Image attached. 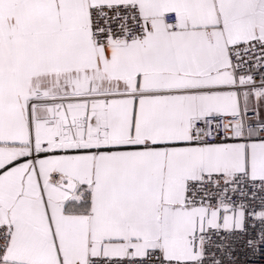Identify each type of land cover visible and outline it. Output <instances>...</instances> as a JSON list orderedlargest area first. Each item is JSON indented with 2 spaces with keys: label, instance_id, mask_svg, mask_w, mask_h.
<instances>
[{
  "label": "snow or ice",
  "instance_id": "obj_1",
  "mask_svg": "<svg viewBox=\"0 0 264 264\" xmlns=\"http://www.w3.org/2000/svg\"><path fill=\"white\" fill-rule=\"evenodd\" d=\"M261 251L264 0H0V264Z\"/></svg>",
  "mask_w": 264,
  "mask_h": 264
},
{
  "label": "built area",
  "instance_id": "obj_2",
  "mask_svg": "<svg viewBox=\"0 0 264 264\" xmlns=\"http://www.w3.org/2000/svg\"><path fill=\"white\" fill-rule=\"evenodd\" d=\"M240 264H264V251L241 252L239 255Z\"/></svg>",
  "mask_w": 264,
  "mask_h": 264
}]
</instances>
